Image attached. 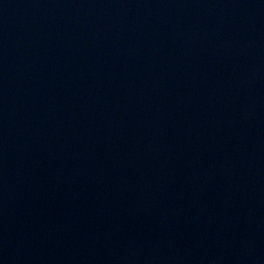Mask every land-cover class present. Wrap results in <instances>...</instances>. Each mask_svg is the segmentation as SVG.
<instances>
[{
	"label": "water",
	"instance_id": "obj_1",
	"mask_svg": "<svg viewBox=\"0 0 264 264\" xmlns=\"http://www.w3.org/2000/svg\"><path fill=\"white\" fill-rule=\"evenodd\" d=\"M0 264H264V0H0Z\"/></svg>",
	"mask_w": 264,
	"mask_h": 264
}]
</instances>
